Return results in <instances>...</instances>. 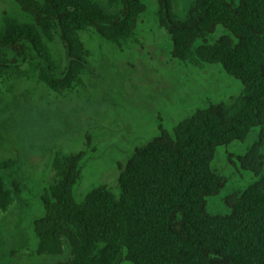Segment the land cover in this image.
Segmentation results:
<instances>
[{
	"label": "trees",
	"instance_id": "1",
	"mask_svg": "<svg viewBox=\"0 0 264 264\" xmlns=\"http://www.w3.org/2000/svg\"><path fill=\"white\" fill-rule=\"evenodd\" d=\"M176 0H157L159 26L171 57L199 67L219 65L242 85L227 102L209 104L168 132L136 148L118 168L117 190L101 185L77 201L73 188L83 153L54 155V176L41 195L43 214L33 222L37 256L67 258L54 264H264V0H193L183 18ZM27 20L5 16L0 28V78H22L35 62L39 82L62 94L82 84L89 52L80 34L92 30L120 46L134 39L142 0H16ZM218 28L224 34L211 37ZM64 51L54 57L53 38ZM257 138L228 162L259 179L222 199L211 214L208 199L226 186L212 169L219 147ZM0 160V212L13 202L19 180L6 188ZM11 189H14L13 192Z\"/></svg>",
	"mask_w": 264,
	"mask_h": 264
},
{
	"label": "rangeland",
	"instance_id": "2",
	"mask_svg": "<svg viewBox=\"0 0 264 264\" xmlns=\"http://www.w3.org/2000/svg\"><path fill=\"white\" fill-rule=\"evenodd\" d=\"M95 1L107 7L106 0ZM192 1L176 0L175 14L183 18ZM142 2L145 10L134 39L115 46L92 30L80 34L89 66L74 90L62 94L49 90L38 81L34 61L23 64L22 70L29 72L26 77L0 78V160L15 161L2 177L8 189L19 180L18 192L11 189L12 204L0 212V264H54L67 258L68 249L61 256L33 254L37 246L33 222L43 214L41 195L54 176L55 154L83 153L73 188L77 201L101 185L118 194V168L136 148L159 135L160 126L171 133L197 110L241 92V83L219 65L196 67L172 58L170 39L157 21V0ZM5 16L27 20L16 0H0V28ZM224 33L218 28L208 41ZM49 47L64 61L56 37ZM256 138L257 129H252L243 142L217 149L212 169L227 184L208 199L211 214L225 212L224 197L259 179L228 162L229 155L245 153Z\"/></svg>",
	"mask_w": 264,
	"mask_h": 264
}]
</instances>
